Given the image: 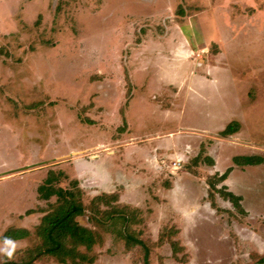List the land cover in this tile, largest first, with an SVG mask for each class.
I'll use <instances>...</instances> for the list:
<instances>
[{
  "label": "rangeland",
  "instance_id": "1",
  "mask_svg": "<svg viewBox=\"0 0 264 264\" xmlns=\"http://www.w3.org/2000/svg\"><path fill=\"white\" fill-rule=\"evenodd\" d=\"M233 121L248 149L222 143L221 162L244 153L262 165L236 163L226 177L234 201L218 183L224 173L211 188L195 157L183 166L202 188L181 170L172 203L157 207L158 196L139 190L96 200L109 194H95L96 160L114 183L135 167L153 171L151 151L168 162L199 140L194 130L221 134ZM149 135L164 138L126 144ZM43 185L84 205L76 221L94 231L91 249L71 250L67 238V254H41L39 226L62 205L60 193L42 198ZM17 227L29 234L10 242L4 234ZM137 241L149 264L264 255V0H0V264H145Z\"/></svg>",
  "mask_w": 264,
  "mask_h": 264
},
{
  "label": "crops",
  "instance_id": "2",
  "mask_svg": "<svg viewBox=\"0 0 264 264\" xmlns=\"http://www.w3.org/2000/svg\"><path fill=\"white\" fill-rule=\"evenodd\" d=\"M183 85H184V83L181 84V86H183ZM182 88L183 87H181V90H183ZM229 124H226V125L223 124V127H222L223 130L222 131H224ZM202 129H203L202 134H200L196 130H194L192 132V133H195L192 135H195V137L199 138V140L198 139H189V141H185L184 143L183 142L181 143V149L179 150V152H177L176 158H172L170 161L166 162L164 160V158L159 157L158 153L156 154L153 151H151L149 154L146 155V157H147V163L150 165V168L153 169V171L148 172V171H144L142 169L135 167L133 172L129 176L121 175L117 179L116 178L114 179V183L112 180L113 177L110 176V173L104 168L103 163L100 165V163H97L100 160H96L95 161L96 162L95 163L96 177H94V182H95L94 188H95V192H96L95 194L99 196L105 192L109 193V194L105 193V195H116L115 193H117L119 195V198L121 197V199L125 200V194H127L128 192H132V190H134V191L139 190V194H138L139 196L140 195H142V196L149 195L150 197L158 196V198H160V201H159V204L157 205V207H161V206H164V201L169 202V200H170L172 203V199L174 198V195L177 194V191H179V187L182 185V182H183L182 180L185 179L187 176H188L187 179L195 180V181L189 182V184H188L189 186L192 185L193 189H195V188L201 189L202 188L200 182L197 179L193 178L194 175H191L194 172L193 171L194 169H192L191 171H190V169L186 170L183 166L185 162H188L189 159H191V157H195V158L197 156L200 157L201 161L200 160L199 161H200L201 165L203 166V170L204 171L207 170V173H208L206 180H208L209 176H214L215 174L221 175V174L225 173L229 169L228 167H230V166H232L230 168H232V172H234L238 167V165L235 162V158L236 157H242L241 155L244 153H242V154H239V153L228 154L226 156V159H225L226 161H222L223 163L221 162L222 158L219 157L218 153L222 149V143H226L229 146H231L232 148H236V149H239V148H241L242 150L248 149V148H246L247 141L242 137L241 130H239L233 134L225 136L226 139L223 140L221 138L222 135L220 134V132H217L215 130V128H213L211 126H206V127H203ZM241 129H242V127H241ZM182 130H179L177 132L181 133V135H182V133H183ZM216 134L221 135V136H219V139H218L219 141H216V137H215ZM209 135H211V136H209ZM172 136H174L173 132H170V133L165 135V137H172ZM162 138H164L163 135H156V136L149 135V136H146L145 138H141V136H140V137H137L134 139H130L129 141H127L126 144H131V145L134 144L135 145L138 142L142 143V142H147V141H153L154 139L161 140ZM202 139L203 140L207 139L206 140L207 142H203ZM203 145L206 146L205 147L206 148L205 153H204V151H202L203 153L201 151H199V153L196 152V150L202 148ZM219 145H221V148L217 151L216 147H218ZM201 154L204 155L202 158H201ZM251 156H254V155H251ZM185 159H186V161H185ZM229 161L232 162V165H230V166L228 164H226ZM214 162L216 163L215 165H213ZM259 166H262V165L254 164L250 167L256 168ZM250 167H248V168H250ZM244 168H246V167H244ZM181 170H185L184 175H186V177H181L179 175ZM246 170H244V171H246ZM197 178L199 179V177H197ZM231 183H232L231 178H229L224 183V186L225 187L227 186L226 188L228 191L233 192L232 191L233 188L231 187ZM109 184H115V187L113 186L110 189ZM84 190H87V189H84ZM127 195H129V194H127ZM139 196H137L135 198L138 199ZM178 206H180V204H176L174 206V208L177 211H178V209H177ZM180 209H183V208L181 207ZM35 213H37V212H35ZM35 215L41 216V213H37ZM39 224H40V221H39ZM20 228H22V227H20ZM24 228L27 229V227H24ZM21 241L22 240H14V241H10V242L18 243ZM259 254H261V253L259 252Z\"/></svg>",
  "mask_w": 264,
  "mask_h": 264
},
{
  "label": "trees",
  "instance_id": "3",
  "mask_svg": "<svg viewBox=\"0 0 264 264\" xmlns=\"http://www.w3.org/2000/svg\"><path fill=\"white\" fill-rule=\"evenodd\" d=\"M239 129H240V124L234 121L231 122L226 127V129L221 132V135L227 136L239 131ZM253 158L254 156L247 158L237 157V159H235V162L236 163L239 162V164L252 163L253 165L254 163ZM194 160L198 162L200 160V157H196L194 158ZM231 171L232 169L229 168L223 175H221L220 181L218 183L225 181L226 177ZM51 174L52 173H50V175L47 178L48 184L54 181L55 179L54 177H51ZM213 177L215 178L214 180ZM216 181L218 180L216 179L215 175L209 176L208 183L211 186V188H217L216 184L218 183H216ZM222 189L226 192L225 195L227 199H230L232 201L235 200V194H232L233 192L228 191L225 186ZM39 191L40 194H42L43 199H49L52 195L59 193L61 194L62 197L61 199L62 205L58 208V210L55 213L44 217L42 225L39 226L40 231L38 235L43 237L45 244V249L42 251L41 254L50 255V256H61L67 254L68 250L66 249V243L63 242V240L67 238H70V244L73 246L72 247L73 249L71 250H74L75 247L79 245H83L86 246L88 249H91L92 246L96 243V239H95L96 236L92 229H89L87 227L85 228L84 226L79 224L78 221H76V217L83 216L86 211L84 205L74 199L75 194L70 191L65 192L61 189L59 191H56L55 188L46 185L41 186L39 188ZM67 195L69 196V198H67ZM103 197H107V195L98 197L96 200H103ZM105 200L106 203H111L112 201L117 202L118 196L114 195L113 197H110ZM31 212L32 211H29L30 214ZM28 234H29L28 231L25 229L13 228V229H9L4 235L8 237L9 241H14V240L24 239ZM137 243L144 246V244L141 241H137ZM144 260H145V264H149L148 248H145ZM4 264H23V263L18 261L14 262L12 257V258H8ZM257 264H264V255L259 258Z\"/></svg>",
  "mask_w": 264,
  "mask_h": 264
}]
</instances>
